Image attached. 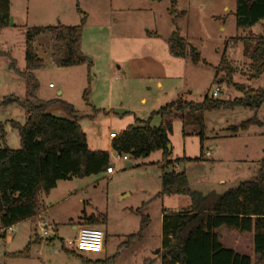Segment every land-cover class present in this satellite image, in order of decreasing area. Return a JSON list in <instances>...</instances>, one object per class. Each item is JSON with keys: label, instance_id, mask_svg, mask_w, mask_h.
Returning a JSON list of instances; mask_svg holds the SVG:
<instances>
[{"label": "rangeland", "instance_id": "rangeland-1", "mask_svg": "<svg viewBox=\"0 0 264 264\" xmlns=\"http://www.w3.org/2000/svg\"><path fill=\"white\" fill-rule=\"evenodd\" d=\"M10 2L11 27L0 31V125L5 133V142L0 134V148L19 150L20 135L12 123L23 126L27 121V111L18 103L1 104L10 97L33 104L49 102L47 112L61 119L70 117L59 102L68 103L89 149L109 153L110 132L119 134L136 126L137 120L148 121L153 112L180 98L201 103L217 87L221 90L217 100L242 98L233 84L247 90L264 89V75L251 79V61L245 54L252 52L259 35H248L236 27L235 0H177L173 12L171 0ZM225 5L231 13L223 10ZM77 6L88 21L83 40L85 63L57 67L46 31L35 41L43 66L30 76H21L26 73L27 32L80 25ZM222 25L225 31L220 30ZM252 30L264 34V21ZM175 32L188 43L181 58L168 50V40ZM229 67L234 70L230 82ZM199 119V114L190 111L166 119L172 152L168 168L163 167L162 152L129 156L128 162L116 160L110 152L116 172L112 178L102 174L59 182L50 197H43L48 210L44 217L57 226V234L42 237L32 219L14 226L5 236L0 229V264H84L79 256L97 261L116 255L111 264H161L163 215L211 209L227 190L256 179L264 159V103L258 110L235 107L205 112L204 128ZM161 123L157 115L150 120L151 127ZM172 170L188 176L195 199L159 195L163 173ZM100 213L107 216V223L96 227L107 231L106 246H64L63 240L75 236L73 226L84 227L85 217ZM143 218L148 221L141 230ZM26 249V254L18 256Z\"/></svg>", "mask_w": 264, "mask_h": 264}, {"label": "trees", "instance_id": "trees-1", "mask_svg": "<svg viewBox=\"0 0 264 264\" xmlns=\"http://www.w3.org/2000/svg\"><path fill=\"white\" fill-rule=\"evenodd\" d=\"M171 2L173 12L176 0ZM10 4V0H0V31L11 26ZM77 11L82 15L78 26L41 27L27 32L26 73L20 74L21 76H30L32 71L43 66V60L36 52L35 41L46 31L51 36V59L57 67H73L85 63L87 58L81 50V39L87 16L79 6ZM234 16L238 29L255 27L264 21V0H236ZM168 48L173 56L181 58L186 55L188 43L175 32L168 40ZM245 54L251 61V79L263 76L264 34L257 37L252 52L249 54L245 51ZM194 58L198 62V55ZM224 58L223 62L226 61ZM227 71L230 82L234 70L229 67ZM233 86L243 94L242 98L224 101L207 96L201 103L186 102L180 98L166 104L153 112L148 121L137 120L136 126H130L119 133L112 141L113 150L118 155L128 157L162 152L163 167H170L172 152L168 149L170 141L169 129L165 124L167 118L190 111L200 115L199 120L204 128L205 112L235 107L253 110L261 108L264 89L247 90L237 84ZM86 97L87 93L84 95L87 101ZM11 103H18L26 109L27 121L23 126L12 123L19 132L21 148H0V229L3 231L27 219L36 221L43 209L42 197L48 196L58 182L102 175L111 163L108 152L89 149L87 136L75 116V110L68 103L59 102L70 119L48 114L47 108L51 105L49 102L33 104L10 97L1 104ZM156 115L161 118L162 123L159 127H151L150 120ZM246 127L247 123L242 125V128ZM237 131L235 128L234 132ZM0 134L5 142L1 125ZM159 195L187 196L191 199L196 197L190 189L188 176L175 170L163 173ZM147 221V218H143L141 230L147 226ZM83 223L88 227L105 226L107 216L100 213L85 217ZM222 228L225 230H221ZM162 233L161 264H264V159L259 164L256 179L227 190L211 209L164 214ZM53 240L48 239L47 242ZM26 253L27 249L18 256ZM79 257L84 264H111L117 259V255L97 261Z\"/></svg>", "mask_w": 264, "mask_h": 264}, {"label": "built area", "instance_id": "built-area-1", "mask_svg": "<svg viewBox=\"0 0 264 264\" xmlns=\"http://www.w3.org/2000/svg\"><path fill=\"white\" fill-rule=\"evenodd\" d=\"M52 87V85L50 86ZM221 90L220 88H215L212 92V99H215L218 97L220 94ZM118 133L111 132L109 135L110 140H113L117 137ZM209 153H206V156H209ZM114 158L116 160H122L124 162L129 161V157L127 155H118L115 152ZM115 169L110 163L109 167L106 169V174L107 175H114ZM48 226H52L51 224L49 225L47 221L40 215H37L36 217V222H35V231L40 230L42 237L44 238H50L51 235H56L57 234V229L56 227H50L48 229ZM14 231V227H10L6 230L3 231V235L11 234ZM105 242V234L104 232L97 227H80L75 229V236L71 239H65L63 240L64 246L67 248L75 249L80 245H86V246H91V247H101L104 245Z\"/></svg>", "mask_w": 264, "mask_h": 264}, {"label": "crops", "instance_id": "crops-1", "mask_svg": "<svg viewBox=\"0 0 264 264\" xmlns=\"http://www.w3.org/2000/svg\"><path fill=\"white\" fill-rule=\"evenodd\" d=\"M178 3H177V0H176V5H177ZM129 10H131V8H128V11ZM225 12H227V13H231V8L229 7V6H227V5H225L224 6V9H223ZM235 11H236V0H235ZM234 14H235V12H234ZM11 24H12V14H11ZM88 24V21H87V23L85 24V28H84V30H83V35H82V39H81V50H82V52L84 53V55L85 56H87V53H85L84 52V49H83V40H84V37H85V31H86V25ZM74 26H76V25H69L68 27H74ZM11 27V26H10ZM9 28V27H8ZM254 28V27H253ZM253 28H251V29H246L244 32H246V33H248V35L249 34H252V35H255V36H258V35H262V33H259V34H257V33H255V32H253ZM220 30L221 31H225L226 30V28H225V26L224 25H222V26H220ZM3 31V30H2ZM1 31V32H2ZM0 32V33H1ZM242 40H245V38H241L240 39V41H242ZM187 42V41H186ZM168 50H169V48H168ZM37 54H38V56H39V58L40 59H43L42 58V54L40 55L39 54V52H37ZM45 54V56H47V54L46 53H44ZM51 86V85H50ZM50 88H53V87H50ZM49 112V111H48ZM47 112V113H48ZM48 114H50V113H48ZM111 133V132H110ZM112 141L113 140H110V143H109V146H111V151L110 152H112V155H113V157L115 156V151L113 150V148H112ZM110 152H109V154H110ZM111 156V155H110ZM112 157V156H111ZM111 163H112V158H111ZM175 168V167H174ZM177 173H179V171L178 170H175ZM104 175L105 176H107L108 178H112L113 177V175L112 176H110V175H107L106 173H104ZM59 183V182H58ZM58 185V184H57ZM56 188H57V186H56ZM55 188V189H56ZM55 189H53V190H55ZM52 190V191H53ZM51 191V192H52ZM51 192H50V194L47 196V197H50V195H51ZM126 196H128V194L127 195H125V196H123V198L124 197H126ZM43 197H46V196H43ZM43 197H42V199H41V201H42V205H43V209H42V211H41V214H40V216H42L44 219H45V217L44 216H46V213L48 212V210H47V208H46V205H45V201L43 200ZM83 203H84V201H82ZM46 220V219H45ZM50 224V223H49ZM51 225H54V224H51ZM55 227H56V229H57V231H58V228H57V226L56 225H54ZM84 226H86V225H84ZM101 227H103V226H101ZM74 231H75V226H73V228H72ZM103 232H104V234H105V242H104V245L106 246V244H107V241H106V236L108 235V233H107V231L105 230V229H103ZM12 241H13V239L11 238V237H9L8 238V243H12ZM37 242H41V239H37ZM88 260V259H87Z\"/></svg>", "mask_w": 264, "mask_h": 264}, {"label": "water", "instance_id": "water-1", "mask_svg": "<svg viewBox=\"0 0 264 264\" xmlns=\"http://www.w3.org/2000/svg\"><path fill=\"white\" fill-rule=\"evenodd\" d=\"M89 61H91L90 59H88ZM168 149H170L171 150V146L170 145H168Z\"/></svg>", "mask_w": 264, "mask_h": 264}]
</instances>
